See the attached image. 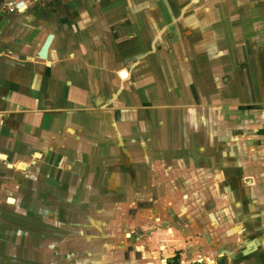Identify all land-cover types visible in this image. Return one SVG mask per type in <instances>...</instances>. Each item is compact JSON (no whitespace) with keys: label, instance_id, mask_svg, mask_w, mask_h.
<instances>
[{"label":"crops","instance_id":"crops-1","mask_svg":"<svg viewBox=\"0 0 264 264\" xmlns=\"http://www.w3.org/2000/svg\"><path fill=\"white\" fill-rule=\"evenodd\" d=\"M58 3L27 0L18 44L0 41V264L34 263L19 169L63 149L91 189L158 183V264H264V0Z\"/></svg>","mask_w":264,"mask_h":264},{"label":"rangeland","instance_id":"rangeland-1","mask_svg":"<svg viewBox=\"0 0 264 264\" xmlns=\"http://www.w3.org/2000/svg\"><path fill=\"white\" fill-rule=\"evenodd\" d=\"M34 1L36 8L41 6L50 8L59 4V0ZM26 2L27 0H0V41L6 48L18 44V39L22 36L21 32L27 26L28 20L23 17L24 14H21ZM20 3H23V6ZM130 48L135 50L137 44H131ZM117 61L115 59L111 63ZM121 69L122 67L119 68ZM125 70L126 67L121 70L123 78L128 76ZM89 84L96 85L95 82ZM101 86L103 87V84ZM105 151L108 153L110 150L105 149ZM38 156L39 153L36 152L30 159L32 161L29 169H19V208L23 211L32 210L36 218L35 222L33 219L30 221L34 232L30 230V235L22 241L29 250L28 253H22L24 257L28 256L31 261L35 259L34 264H116L117 262L114 261L122 259L125 252L134 251L133 259H136L137 264L150 262L158 264V239L161 234H158L156 181L144 183V178L141 182L138 179L142 177V173L130 172L131 177H136L135 187L130 188L132 193L130 202L127 199V189L118 187L121 178H113L115 173H108L106 183L99 182L98 187L95 185L91 189L92 183L89 182L91 177L86 182L79 172L83 177V181L79 183L81 178L80 176L79 179L76 178L75 171L69 172L74 177L65 173V165L75 163V159L74 161L72 158L69 159L71 155L66 149L62 150L61 155L53 152L46 159L42 158L43 160ZM100 161V158L94 160L88 171L97 174L106 172V169H102ZM67 176L71 181H66ZM92 179H96L95 176ZM87 183L90 187H87ZM31 193L33 202L30 199ZM27 196L29 202L26 200ZM58 196L61 204L55 198ZM88 212L97 215L96 222L92 223L88 220ZM82 213L84 214L80 219ZM73 218L80 219L78 230H68L67 226L64 229L60 225L62 220L71 221ZM48 219L51 221L50 224H44ZM56 219L57 221L52 225L51 223ZM41 228L57 231L63 228L65 231H72L73 235H60L54 231L47 234V232L43 233ZM22 234H26V225ZM33 234H35V242ZM150 246L152 250L149 249Z\"/></svg>","mask_w":264,"mask_h":264},{"label":"flooded vegetation","instance_id":"flooded-vegetation-1","mask_svg":"<svg viewBox=\"0 0 264 264\" xmlns=\"http://www.w3.org/2000/svg\"><path fill=\"white\" fill-rule=\"evenodd\" d=\"M63 189V188H62ZM55 198H57V200L59 201L58 203H60V198H59V196L58 197H55ZM61 204V203H60ZM59 218H62L61 216H59ZM58 218V219H59ZM64 219V218H63ZM35 220H36V218H35ZM73 220H74V218H73ZM73 220H71V221H69V224L71 225V227L73 228L72 230L73 231H75V230H78L79 229V225H80V219H76L75 218V220L73 221ZM55 221H57V219L56 220H54V223H51L52 225H54L55 224ZM50 220L48 219V222L46 221V222H44V224H50ZM63 223V224H62ZM62 223L60 224V225H62V227L65 229V226H67L66 225V221L65 222H63V220H62ZM63 228H61L59 231H57V230H53V229H49V228H41L40 230L43 232V233H46L47 232V234H49V233H52V231H54V232H58L60 235H67L68 233V235H73V232L72 231H65ZM34 231H33V229H32V233H33ZM67 232V233H66ZM77 232V231H76ZM33 236H34V242H35V234H33ZM39 246V245H38ZM20 263H22V261L20 260L19 261ZM32 262H35V259L32 261ZM31 262V263H32ZM34 264V263H33Z\"/></svg>","mask_w":264,"mask_h":264},{"label":"water","instance_id":"water-1","mask_svg":"<svg viewBox=\"0 0 264 264\" xmlns=\"http://www.w3.org/2000/svg\"><path fill=\"white\" fill-rule=\"evenodd\" d=\"M20 4L22 5L23 3H20ZM53 38H54V33H49L47 35L44 43L42 44L41 48L38 51V56L41 59H47L48 58L49 49H50L51 43L53 41ZM20 164H24V163L20 162L19 166H20Z\"/></svg>","mask_w":264,"mask_h":264},{"label":"bare ground","instance_id":"bare-ground-1","mask_svg":"<svg viewBox=\"0 0 264 264\" xmlns=\"http://www.w3.org/2000/svg\"><path fill=\"white\" fill-rule=\"evenodd\" d=\"M20 165H23V164H20Z\"/></svg>","mask_w":264,"mask_h":264},{"label":"built area","instance_id":"built-area-1","mask_svg":"<svg viewBox=\"0 0 264 264\" xmlns=\"http://www.w3.org/2000/svg\"><path fill=\"white\" fill-rule=\"evenodd\" d=\"M201 261V260H200Z\"/></svg>","mask_w":264,"mask_h":264}]
</instances>
